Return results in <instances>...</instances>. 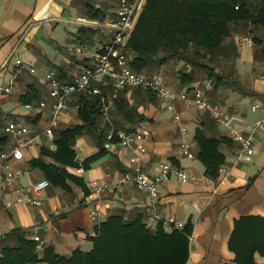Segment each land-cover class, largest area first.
Returning a JSON list of instances; mask_svg holds the SVG:
<instances>
[{
  "label": "crops",
  "instance_id": "obj_1",
  "mask_svg": "<svg viewBox=\"0 0 264 264\" xmlns=\"http://www.w3.org/2000/svg\"><path fill=\"white\" fill-rule=\"evenodd\" d=\"M108 1L0 0V138L7 137L0 141V151L10 150L17 143V138L8 130L10 121L30 128L31 135L36 136L34 142L11 160L22 171L14 187L24 188L27 197L41 201L40 205L16 204L10 191L0 190V236L14 228H26L29 237L38 235L44 245L51 244L57 253L68 255L77 248L83 251L92 248L91 232L97 224L90 215L92 207L99 210L101 220L119 208L141 212L146 220L155 211L162 220L173 219L181 223V227L191 222L193 230L186 264L229 263L234 258L228 243L235 221L247 215L264 216V128L254 133L255 153L238 166H233L232 160L240 148V140L229 136L227 128L218 124L208 112L187 106L183 99H175L171 105L162 107L155 92L152 91L155 96H150L146 92L149 89L129 86L119 91V96L125 100L124 107L117 106L114 101L108 112L103 113L101 120L107 134L113 126L142 132L145 151L140 152V164L148 176L152 177L160 163L169 159L185 167L193 177L181 180L172 176L162 185L160 195L154 201L146 192L127 186L105 191L92 202L86 197L87 181L111 182L124 172L132 171L136 165L133 160L137 154L136 143L122 147L114 142L110 148L104 145L101 155L83 166L82 161L100 152L102 147L92 136H82L74 146L78 165L67 167L77 181L68 182L67 188L50 184L41 191H36L31 185L46 177L40 167L30 161L38 158L42 149L53 150L50 141L40 134L51 119L50 106L54 101L49 95L48 82L43 80L44 72L52 69L58 77L63 76L60 80H71L82 65L94 64L91 54L99 45L109 42L112 35L108 29L92 30L102 41H98L95 35L96 40L81 43L77 39V31L85 27L83 19L96 20L86 16V6L93 4L105 9ZM107 17L112 19L110 14ZM107 17L96 21L105 26ZM248 34L253 38V33ZM261 45L264 47V38ZM76 46H82L84 53L75 54ZM237 47L238 56L233 61V68L218 84L204 73L189 85L180 86L177 75H172L167 66L149 76L157 77L169 88L191 97L197 95L199 89L208 87L206 98L220 104L230 121L243 130V135H247L252 124L263 116L262 110L252 111L251 103L256 98L264 104V85L260 80L264 74V51L258 45L250 46L243 42H238ZM17 59H21L23 64L18 66ZM112 64L117 70L115 59H112ZM30 66L35 68L34 72ZM209 80L212 83L207 86ZM113 81L114 77L109 75L105 79L106 84H101L106 93L113 90ZM27 93L28 97L37 95L39 98L31 103L46 100L48 107L41 114L28 111L23 102ZM76 113L73 99L69 109L62 113L56 130L76 122ZM175 113L182 116L189 128L194 158H189L181 150V131L174 120ZM198 127L208 136L228 138L220 145L226 156L223 166L228 170L220 172L217 179L206 175L205 166L196 156L198 147L194 135ZM45 159L51 161L48 157ZM78 167L84 169L83 174L76 172ZM255 258L264 264V257L256 254Z\"/></svg>",
  "mask_w": 264,
  "mask_h": 264
},
{
  "label": "trees",
  "instance_id": "obj_2",
  "mask_svg": "<svg viewBox=\"0 0 264 264\" xmlns=\"http://www.w3.org/2000/svg\"><path fill=\"white\" fill-rule=\"evenodd\" d=\"M118 1L115 9H110L112 18L116 17ZM85 14L103 21L110 13L108 6L104 9L91 4L86 6ZM248 33H253L254 45L264 51V0H146L127 40L129 65L148 75L167 66L183 87L204 73L218 84L234 66L237 37ZM77 37L81 43L102 41L98 34L95 39V32L86 27L78 29ZM146 92L155 96L150 90ZM28 93L23 102L39 100L37 95L28 97ZM74 101L77 121L56 130L55 149H42L40 156L30 161L40 167L51 185L63 188L78 180L67 169L78 165L74 148L77 139L92 136L102 147L83 160V166L101 155L107 141L100 97L85 90L76 94ZM114 101L124 107L121 96ZM5 139L3 136L0 141ZM194 139L196 156L205 166L206 175L217 179L226 161L220 145L228 138L208 136L198 127ZM84 190L87 191L86 186ZM94 230L97 234L92 236L90 250L77 248L65 255L57 253L51 244L38 252L37 242L27 235L26 228H14L0 236V264H186L193 227L189 221L181 228H167L163 221L149 224L143 213L119 208L96 224ZM228 248L234 258L225 264H263L255 256L264 257V216L247 215L236 220Z\"/></svg>",
  "mask_w": 264,
  "mask_h": 264
},
{
  "label": "built area",
  "instance_id": "obj_3",
  "mask_svg": "<svg viewBox=\"0 0 264 264\" xmlns=\"http://www.w3.org/2000/svg\"><path fill=\"white\" fill-rule=\"evenodd\" d=\"M146 0H119L116 10L115 21L103 24L96 20H84L83 25L90 30H109L112 35L109 42L103 43L98 46L91 56L94 59L93 65H82L79 71L71 80H60L55 70L49 69L44 72L43 80L48 82L50 86L49 95L53 98V103L50 106L51 119L48 125L41 131V135L45 136L51 143V148L55 149L54 144L55 130L61 120L63 112L67 111L70 107L71 101L75 98V95L85 90H90L93 95L100 97L102 103V111L106 114L110 105L119 96V91L129 86H141L149 89L157 94L159 103L162 107H167L175 99H183L187 106L199 110L208 112L216 122L228 130L229 136L240 140V148L234 156L232 163L233 166H238L243 161L247 160L255 153L254 146V133L264 128V104L259 99H254L251 103L252 111L262 110L263 116L256 120L252 126L251 131L247 135H243V130L237 128L229 119L227 111L220 105L211 102L205 96V89L200 90L197 95L191 97L185 94V92L175 91L168 86L164 85L160 79L154 76H149L146 73L138 72L129 65L130 56L127 53V40L131 34V30L134 25V19L136 15L143 9ZM105 27V28H104ZM240 42L246 43L250 46L254 45L253 38L250 34H246L240 37ZM75 54L84 53L82 46L74 47ZM112 59L116 60L118 69L115 70L112 64ZM18 66L22 65L21 59L16 60ZM32 72L35 71L33 66H30ZM112 75L114 77L113 90L110 93H105L102 88V83L105 85V79L107 76ZM261 82L264 85V74L260 77ZM211 80L207 82V86L211 84ZM48 103L46 100H41L37 103H26L25 108L34 113H41ZM175 122L179 125L181 136L180 144L182 152L189 158H194V153L191 149L192 138L189 135V128L184 123L182 116L179 113L174 115ZM8 130L17 138V143L10 150L0 151V173H2V179L0 180V190L10 191L15 197V203H32L40 205L41 201L38 198H29L25 195L24 188L14 187V182L22 171L15 167L11 160L13 157L20 155L21 150L32 144L36 136L31 135L30 128L26 125H20L15 121L8 123ZM116 142L119 146H130L132 143H136V152L133 160L136 162L132 171L124 172L117 180L108 182L106 180H88L87 187L88 192L86 197L94 202L105 191H116L122 187L134 186L137 189L146 192L152 201L157 199L160 195V188L167 183L172 176L180 178L181 180H187L190 175L185 167L176 164L172 160H164L160 163L157 172L152 176H148L142 171L141 168V155L140 152L145 151L144 135L140 130H123L117 129L114 126L110 128L107 134L106 148H110L111 145ZM227 167L222 166L221 173H226ZM76 172L83 174L84 169L82 167L76 168ZM36 191H41L48 186L50 182L44 178L35 183H32ZM90 215L96 223L99 224L102 220L99 218L100 212L96 206L91 208ZM159 221H163V224L167 228L172 226L181 228L182 224L176 222L173 219L162 220L159 213L152 211L147 219L149 224H153ZM97 233L95 230L91 232L92 236ZM36 242V250L41 252L44 248V244L38 235L32 237Z\"/></svg>",
  "mask_w": 264,
  "mask_h": 264
},
{
  "label": "rangeland",
  "instance_id": "obj_4",
  "mask_svg": "<svg viewBox=\"0 0 264 264\" xmlns=\"http://www.w3.org/2000/svg\"><path fill=\"white\" fill-rule=\"evenodd\" d=\"M110 2H111V5L108 4V6H109L108 9H112V10L115 9V7L117 6L116 0H111ZM112 10L109 11L110 15H111L112 12H113ZM109 18H110V17H107V20H109ZM113 21H115V18H112V19L109 20V22H113ZM95 35H97V33H96ZM240 37H241V36H240ZM240 37H238V42H240V41H239ZM171 77H172V76H171ZM73 123H74V122H73ZM71 124H72V123H71ZM62 126H63V125H62Z\"/></svg>",
  "mask_w": 264,
  "mask_h": 264
}]
</instances>
